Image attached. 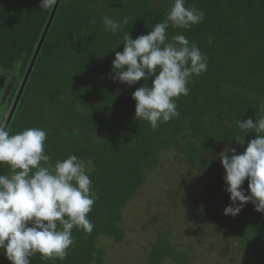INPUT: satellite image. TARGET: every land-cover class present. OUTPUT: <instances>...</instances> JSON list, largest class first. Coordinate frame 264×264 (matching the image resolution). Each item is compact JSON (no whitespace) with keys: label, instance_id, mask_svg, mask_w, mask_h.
Listing matches in <instances>:
<instances>
[{"label":"trees","instance_id":"16d2710c","mask_svg":"<svg viewBox=\"0 0 264 264\" xmlns=\"http://www.w3.org/2000/svg\"><path fill=\"white\" fill-rule=\"evenodd\" d=\"M172 4L173 0L62 1L9 133L44 129L50 163L76 155L98 199L88 214L92 232L74 228L75 244L64 260H42L37 253L31 264H104L105 252L99 242L104 237L118 243L126 239L121 227L125 210L159 166L162 155L172 150L182 156L180 163L187 172L199 176L203 195L188 193L186 199L182 189L170 192L169 201L175 193L173 205L182 214L181 227L190 234L184 244H177L171 225L162 229L148 264L166 260L189 264L191 254L206 239L214 238L225 242L220 253L227 256L234 245L249 264H264V213L249 202L234 217L223 214L231 201L225 191V170L218 158L213 159L225 148H235L240 154L255 138L249 133L244 145L234 141L242 134L236 121L251 118L255 122L264 116L258 111L264 103V0H186V7L203 10V22L190 29L170 27L168 33H180L195 42L208 57V70L192 77L187 85L189 95L176 99L179 118L162 122L153 131L148 121L135 119L132 93L145 81L132 86L114 81L112 61L115 52L123 51V43L116 46L125 33L133 39L148 34L166 18ZM55 5L45 9L40 0H0V73L16 81L0 113L3 124ZM104 15L129 19L113 35L104 30ZM147 83L150 87L151 78ZM8 173L9 166L0 164V175ZM242 188L250 194L247 180ZM0 264H11L3 250Z\"/></svg>","mask_w":264,"mask_h":264},{"label":"clouds","instance_id":"9594fccd","mask_svg":"<svg viewBox=\"0 0 264 264\" xmlns=\"http://www.w3.org/2000/svg\"><path fill=\"white\" fill-rule=\"evenodd\" d=\"M56 2L40 0V6L50 9ZM204 16L203 10L186 7V0H173L166 18L148 34L133 39L127 32L117 43L116 48L121 43L124 47L115 52L111 78L128 86L145 81L132 93L135 119L148 121L153 131L162 122L179 118L176 99L189 95L187 85L192 77L208 70V57L197 44L180 33L169 36L168 29H190L202 23ZM128 19L104 15V30L116 35ZM258 111L264 112V103ZM6 123L0 122V164H7L10 173L0 175V250L11 264H31L37 253L42 260H64L75 244L72 230L82 228L90 234L94 228L88 214L98 196L90 175L76 155L50 163L44 129L27 128L10 134ZM236 124L242 134L234 141L244 145L249 133L255 138L240 154L235 148H225L213 157L225 170V191L231 201L223 214L234 217L249 202L264 213V116ZM245 180L250 194L242 188Z\"/></svg>","mask_w":264,"mask_h":264},{"label":"rangeland","instance_id":"374dc122","mask_svg":"<svg viewBox=\"0 0 264 264\" xmlns=\"http://www.w3.org/2000/svg\"><path fill=\"white\" fill-rule=\"evenodd\" d=\"M15 85L16 81L11 75L0 73V99L2 98L0 113L7 106ZM1 118L2 116H0L2 123ZM180 156L173 150L162 155L159 166L150 172L146 185L138 191L135 199L128 205L121 223V227L127 233L126 239L118 243L104 237L99 242V248L105 252L104 264H148L151 249L157 241V233L168 225H171L170 229L175 236L171 235L178 240L176 243L184 244L183 240L189 236L190 232L186 227H181L183 226L182 214L173 205L176 201L175 193L169 201L170 192L177 188L182 189L187 199L190 193L198 195L200 192L203 195L204 188L199 182L198 175L190 174L187 168L181 166L182 156ZM162 190H164L163 193ZM225 248V242L221 239H206L203 246L195 250L194 255L191 254L189 264H249L246 256L236 250L234 245H230L231 251L227 256L220 253ZM164 264L177 263L166 260Z\"/></svg>","mask_w":264,"mask_h":264},{"label":"water","instance_id":"95a60500","mask_svg":"<svg viewBox=\"0 0 264 264\" xmlns=\"http://www.w3.org/2000/svg\"><path fill=\"white\" fill-rule=\"evenodd\" d=\"M62 1L63 0H57V2H56V5L54 7V10L52 12L51 18H50V20L48 22V25L46 27L45 33L43 35V38H42V40H41V42L39 44V47H38V49L36 51V54H35L34 58L32 60L31 66H30V68H29V70L27 72V75H26L25 79H24V82H23L22 87L20 89L19 95H18V97H17V99L15 101V104H14V106H13L11 112H10L9 118H8L7 123L5 125L6 130H9V128L11 126V123H12L14 117H15V114L17 112V109H18L19 104L21 102V99L23 97V94L25 92V89L27 87V84H28V82H29V80L31 78V75L33 73V70H34V68L36 66V63H37L38 59H39L40 53H41L42 48L44 46V43H45V41L47 39V36H48V34H49L50 30H51V27H52L53 22H54V20L56 18V15L58 13V10H59V8L61 6Z\"/></svg>","mask_w":264,"mask_h":264},{"label":"flooded vegetation","instance_id":"af4514ba","mask_svg":"<svg viewBox=\"0 0 264 264\" xmlns=\"http://www.w3.org/2000/svg\"><path fill=\"white\" fill-rule=\"evenodd\" d=\"M2 101V98L0 99V102ZM1 116V115H0Z\"/></svg>","mask_w":264,"mask_h":264}]
</instances>
